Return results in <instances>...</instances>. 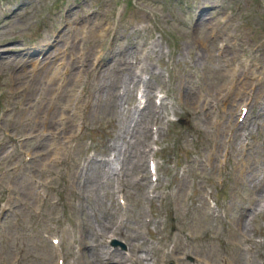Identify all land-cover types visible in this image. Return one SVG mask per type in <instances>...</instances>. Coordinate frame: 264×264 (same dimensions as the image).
I'll use <instances>...</instances> for the list:
<instances>
[{
  "label": "rangeland",
  "instance_id": "374dc122",
  "mask_svg": "<svg viewBox=\"0 0 264 264\" xmlns=\"http://www.w3.org/2000/svg\"><path fill=\"white\" fill-rule=\"evenodd\" d=\"M55 43L47 71H88L64 81L52 125L38 57ZM0 49V264H54L47 232L63 247L76 235L72 264H109L102 237L132 241L135 264H264V0H0ZM73 87L71 145L49 151ZM153 152L151 200L140 177Z\"/></svg>",
  "mask_w": 264,
  "mask_h": 264
},
{
  "label": "bare ground",
  "instance_id": "6f19581e",
  "mask_svg": "<svg viewBox=\"0 0 264 264\" xmlns=\"http://www.w3.org/2000/svg\"><path fill=\"white\" fill-rule=\"evenodd\" d=\"M58 52H59V45L57 43H55L53 45L52 50L50 52H48V53H45L44 59L42 61L43 62L45 61L46 63H48L49 60H50V58H51V56L54 55V54H57ZM2 54H4V53L0 52V63H3L2 62V59H3V55ZM83 65L85 66V72L88 71L87 63H84L83 62ZM46 66H48V65L44 64L41 68H45V70H46ZM48 72L49 73L44 76L46 78V81H44L45 82V88L46 89H49V90H52V88H53L55 91H54V94L51 95L52 97H51V102H50V111L48 113H45V115L42 116L40 119L41 120H44L46 124L47 123H50V124L53 125L54 123H52V121H53V118H52L53 117L52 116V108H53V106L56 105V101H57V99H59V97L62 94L63 90H61L59 93H57L59 87L58 86H56L55 88L53 87V84H54V81H55V78H56L57 69L50 67V70ZM244 78L246 79V77H244ZM68 79H69L70 82L73 81L72 80V77H71V73L68 75ZM126 84L128 86L129 85V81H127ZM244 94L245 93L242 90L241 86H238V90L235 92V95L234 96H235V98H237V97H243ZM248 102L250 103L251 101H248ZM228 106H229L228 110L230 111V109H231V112H232V102H230L228 104ZM146 117L148 118V111H146ZM140 126L143 127V124L141 123L138 126V129H137L136 134H135V141L141 143V149L144 150L143 138H144V136L147 135L148 132H147V129H144V128H142L141 130H139ZM140 134L142 135V137H140ZM39 137H41V139L39 140V142L40 141H45L44 140L45 135L39 134ZM62 139H63V137H59L57 140H53L52 142L49 143V147L50 148L53 147V145H51V144L56 143L59 146H61V148H63V142L64 141H62ZM138 166H141V165L139 164ZM144 171L145 170H141V172H144ZM141 180L143 182H145V176L144 175L141 176Z\"/></svg>",
  "mask_w": 264,
  "mask_h": 264
}]
</instances>
